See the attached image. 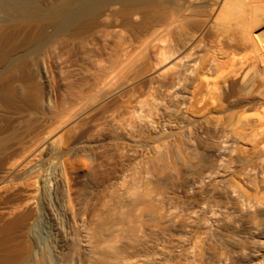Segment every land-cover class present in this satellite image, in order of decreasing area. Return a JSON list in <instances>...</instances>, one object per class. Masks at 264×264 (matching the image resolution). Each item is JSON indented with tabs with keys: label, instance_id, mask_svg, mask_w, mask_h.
Returning a JSON list of instances; mask_svg holds the SVG:
<instances>
[{
	"label": "rangeland",
	"instance_id": "374dc122",
	"mask_svg": "<svg viewBox=\"0 0 264 264\" xmlns=\"http://www.w3.org/2000/svg\"><path fill=\"white\" fill-rule=\"evenodd\" d=\"M180 2L125 1L110 13L112 0L80 11L74 0H0V173L13 167L0 187V264H58L48 239L66 242L68 200L79 240L72 264H264V204L232 192L263 199L264 152L253 140H218L216 83L212 105L200 110L179 106L185 93L168 91L174 62L191 47L182 41L202 33L207 47L213 32L204 26L213 14L194 9L176 36L180 51L157 64L164 71L158 79L153 49L140 45ZM236 89L220 94L221 102L255 101ZM138 101L142 118L159 125L151 129L139 117L130 125L121 106ZM71 110L82 112L71 117ZM55 115L59 166L49 167L47 180L24 174L50 145L22 146L41 137V122ZM214 170L216 181L208 177ZM144 172L146 193L123 197ZM194 240L199 247L187 254Z\"/></svg>",
	"mask_w": 264,
	"mask_h": 264
},
{
	"label": "bare ground",
	"instance_id": "6f19581e",
	"mask_svg": "<svg viewBox=\"0 0 264 264\" xmlns=\"http://www.w3.org/2000/svg\"><path fill=\"white\" fill-rule=\"evenodd\" d=\"M92 1L74 0V3L80 11L83 7L89 8ZM125 1L132 0H112V3L107 8V12L111 13L120 9L122 3ZM181 1L179 4L182 3V5L178 9L170 10L162 21L160 18V22L157 21V23L153 24L147 36L141 40L140 45L142 47L151 48L154 51L155 64L150 67L151 73H155L154 77L157 79L163 75L164 71L155 70L157 64H160L166 58L176 56L177 51H180L178 49L180 45L178 47L175 40L177 34L183 33L187 29L186 21L190 20L189 18L194 14L193 12L196 7L201 8L203 6V9L206 8L209 14H213V17L211 18L212 21L204 26V29L211 30L213 36L209 40V44L207 42L208 46L201 48L203 34L201 33L202 35L200 34V37L198 36L197 39L195 34L189 35L187 33V39L182 41L184 42L182 46H184L183 48L186 46L191 47L185 55H182L180 58L178 57V60L174 62L175 67L178 68L176 70L177 76L171 81L168 91L169 93L176 91L185 93L181 100L179 99V106L192 110H200L208 107V105H212L213 101L211 99L216 83V121H214V125H216L218 140H253L256 152H264V0ZM74 14L76 15L75 12ZM133 16L138 17L139 13H134ZM196 17L198 16L196 15ZM122 84L125 85V83ZM186 84H189V86ZM119 86L111 89L109 86L108 91H110L108 95L107 91H104L108 86L104 88L100 87V91L103 90L105 92L106 98L108 96L111 97V95L119 91ZM156 86L158 87V85ZM187 87H191V89ZM234 88H237L239 91H245L248 96L252 94V97H255V101L251 99L249 103L240 105L232 103L228 105L223 104L220 100V94L227 95ZM103 96L104 94L101 97ZM121 107L129 114L130 125L138 117L140 118L138 119L139 122L146 121V126L151 129L154 126L156 127L157 124L159 125L153 119L149 121L145 117L142 118L141 111L144 110V105L140 101H138L136 106H132V109L127 105H122ZM81 112L71 110L70 116L78 115ZM60 120L61 117L55 115L49 120L41 122L43 135L28 139L30 140L29 145L22 146L21 150L24 152L27 147L29 149L31 146H37L42 143L50 145L46 159L33 156L28 161L29 165L24 168V174H41L47 180L50 175L49 167L53 165L59 166L60 157L57 154L59 145L55 139H52V133L55 130L52 126L60 123ZM128 125H126V128ZM160 150L159 145H154V156L158 155L157 153ZM45 164L47 167H43ZM6 168H8L6 171L0 173V187L5 182L4 180L8 176L7 173L13 171L12 166H7ZM208 177L216 181L219 175L214 170L208 174ZM138 180V185L131 182L132 185L130 184L123 189V197L134 200L137 196L140 197V194L146 193L145 190L150 183L149 177L145 172L142 175L140 173ZM259 184L264 187V178L260 180ZM232 192L237 194L243 203L250 205L264 204V194L263 199H260L236 188H233ZM66 212L70 227L66 242L61 244L53 239H48L54 251L53 253L57 256L58 264H72L79 245L78 236L74 228L73 209L69 200L66 205ZM216 216V208L210 209V218L214 222L216 221ZM253 225L258 228L260 224L254 222ZM179 242L182 243V240H179ZM198 247L199 243L196 240L192 241L188 246L187 254H192Z\"/></svg>",
	"mask_w": 264,
	"mask_h": 264
}]
</instances>
